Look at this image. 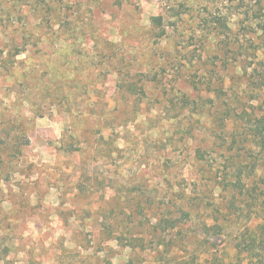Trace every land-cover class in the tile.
<instances>
[{"label": "rangeland", "instance_id": "374dc122", "mask_svg": "<svg viewBox=\"0 0 264 264\" xmlns=\"http://www.w3.org/2000/svg\"><path fill=\"white\" fill-rule=\"evenodd\" d=\"M262 26L264 0H0V264H264V164L222 185L257 154Z\"/></svg>", "mask_w": 264, "mask_h": 264}, {"label": "trees", "instance_id": "16d2710c", "mask_svg": "<svg viewBox=\"0 0 264 264\" xmlns=\"http://www.w3.org/2000/svg\"><path fill=\"white\" fill-rule=\"evenodd\" d=\"M263 34H264V26L261 27ZM150 31L151 35H153V38L155 40H162L166 37V26L164 22V17L161 15L154 16L150 18ZM132 84V83H131ZM129 85L127 87V90L134 95H145V92L143 88H139L136 85ZM222 93V92H221ZM220 93V95H221ZM219 98V97H218ZM183 104L186 106H189L193 104V102H189L184 100ZM264 105V102H263ZM262 105L261 109L264 108ZM231 112L227 108L225 109H219L213 118V121L215 125L218 128L225 127L226 121L231 118L230 117ZM249 119L253 121L246 122L245 127H242L243 136L246 141L250 140L252 149L251 151H256L257 154H253V163L250 165V163H247V157H245V152L237 151L232 148H230V156L227 159V162L230 164L231 168L229 173L226 175V171H223V174L226 175L224 177V180L222 181L223 187H229V190L232 192H236L237 194L245 197H252V194L247 190L246 184L247 182L250 184H255L257 186V181L253 180L255 179V172H256V162L260 161L264 164V109L262 111H259V113L255 114L252 113L251 115H248ZM218 140H224L221 136L217 137ZM236 138L233 137L232 143H236ZM21 141H18L17 144H7L6 148L8 150V153L10 156L14 159L16 158L15 155L19 154L18 147L20 146ZM28 143V140L25 139L21 145H25ZM259 156L256 159V156ZM260 189V187H258ZM261 192L264 191V188L260 189ZM262 194V193H261ZM255 205V203H254ZM177 205H175L176 207ZM173 206H166L164 211L162 212L163 218L158 222V229L161 232H166L168 230H173L177 227L181 221H188L189 220V214L180 208H176V213H171V208ZM136 213L142 214L141 211H143V207L138 205L136 207ZM251 249L254 250L256 244L257 246H261L262 251H264V238L260 239L259 241L253 240L251 243Z\"/></svg>", "mask_w": 264, "mask_h": 264}]
</instances>
